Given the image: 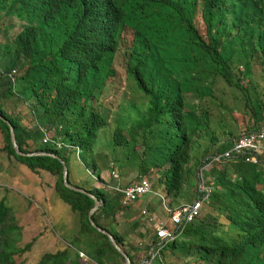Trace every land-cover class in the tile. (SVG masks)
<instances>
[{"label": "trees", "instance_id": "16d2710c", "mask_svg": "<svg viewBox=\"0 0 264 264\" xmlns=\"http://www.w3.org/2000/svg\"><path fill=\"white\" fill-rule=\"evenodd\" d=\"M199 15L202 24L197 25ZM8 17L22 24L1 46L0 113L14 127L23 153L61 157L72 183L68 150L80 149L82 163L102 182L94 156L99 133L108 124L101 99L120 69L147 101L146 111L129 127L117 115L112 136L113 147L138 166L137 181L158 169L163 197L175 211L198 198V171L210 164L203 172L211 191L204 207L210 205L218 215L201 213L173 241L158 247L153 264H264V154L250 162L247 156L213 162L239 139L231 132L212 152L205 149L202 159L194 154L201 132L209 130L206 118L196 113L199 103L215 96L221 80L239 102L240 110H229L250 118L245 133L264 128V100L250 88L256 60L263 58L264 64V0H0V21ZM239 64L244 70L236 69ZM12 99L15 108L20 105L17 113L10 112ZM0 136V153L9 161L14 157L38 177H54L50 191L40 184L46 203L48 195H56L78 215L79 227L70 239L57 241L37 264H124L89 221L94 200L65 187L62 162L18 155L10 127L1 119ZM86 190L100 200L94 222L114 237L131 264H140L135 258L141 253L151 258L159 242L155 225L128 249L113 227L131 205H123L118 190ZM15 219L7 200L0 199V264H18Z\"/></svg>", "mask_w": 264, "mask_h": 264}, {"label": "rangeland", "instance_id": "374dc122", "mask_svg": "<svg viewBox=\"0 0 264 264\" xmlns=\"http://www.w3.org/2000/svg\"><path fill=\"white\" fill-rule=\"evenodd\" d=\"M2 21L3 25L0 28V75L3 74L4 70L1 46L12 40L20 32L22 24L21 20L14 17L5 18ZM2 21H0V24ZM196 24H202L200 15L196 18ZM121 42H123V45L129 43L127 40H121ZM120 58L123 65L122 56ZM263 67V58H258L254 65V81L250 85V88L252 90L255 88L264 100ZM236 69L240 71L244 70V67L242 64H239L236 65ZM114 79H116L115 82L106 89L101 99L103 106L101 110L103 113H107L108 124L100 131L94 152L99 165L98 171L101 172L102 182L98 181L97 177L86 169L76 149L72 148L68 150L72 170L71 182L86 189L95 184L96 187H100L108 193H114L115 188H123L136 182L138 177L141 176L138 166L133 164L132 160H128L126 152L120 147H113L112 145L117 115H120L121 121L126 127H129L133 119L138 114L145 112L147 108V101L138 95L135 91L137 89L134 88L130 80L126 83L125 74L122 70H117ZM243 83L247 85L248 79H245ZM216 87L215 96L206 98L199 103L196 112L197 115H203L206 118L209 129L207 133L201 132L202 137L197 139L198 143L194 154L198 160L202 159L201 157L205 149L209 148L212 152L218 147L219 143L228 138L227 134L229 132L235 136L245 133L246 126L250 122V118L243 116L241 113H233L231 111L237 112L240 110L237 107L239 102L234 99V91L223 80ZM9 104L13 108L12 110L7 109L10 112L17 113L20 110L17 109L20 107L18 103L16 104L17 108H15L13 99L9 101ZM212 137L217 138L218 142L213 143ZM142 149L143 146L141 144L136 146V150L139 152L138 155H140ZM8 161L7 154L0 153V178L4 181V183H0L4 190V192L0 193V199L4 198L7 200V204L12 210V215L16 218L14 224L18 227V230H12L15 231V233H12L13 237H15V234H18L16 246L19 249V253L15 259L18 264H37L43 253L49 252L56 247L57 241L62 240L66 242L70 239L71 235L79 227L78 215L56 195H48V202L46 203L45 200L47 198L44 196V192L40 190V184L45 190L50 191L48 185L52 187L54 177H50L46 173L42 177H38L27 166H21L14 157H11L10 164ZM208 169L210 168L204 169V172L208 171ZM112 172H115L117 175L114 176ZM159 175L160 171L158 169H152L147 175H142L147 177L154 187L152 186L153 188L150 193L138 198L132 204L133 211L134 208H139L137 210L138 215L142 210H148L152 204L159 206L160 197L164 196L163 187L158 182ZM194 182L193 178L191 184L193 185ZM189 190L190 185L187 193ZM208 213H211V216L218 215L217 212L212 211L210 205H206L202 216L204 217ZM140 215L142 217L149 216V214L142 215L141 213ZM149 228L154 230L151 227ZM171 228L173 229L174 225Z\"/></svg>", "mask_w": 264, "mask_h": 264}, {"label": "built area", "instance_id": "2783aa9c", "mask_svg": "<svg viewBox=\"0 0 264 264\" xmlns=\"http://www.w3.org/2000/svg\"><path fill=\"white\" fill-rule=\"evenodd\" d=\"M15 72V71H14ZM48 137H44L43 143H46ZM264 128L255 130L249 133H242L235 141L234 147L225 152L223 155L214 156V161H221L222 159H237L241 156H247L246 161L250 162L254 159H258L259 156L264 154ZM60 147V145H59ZM80 152V149H77ZM210 164L206 165L198 171L199 178V195L192 203L182 205L175 211L170 207L169 202L163 196L160 197V203L163 211L167 214V219L160 220L155 226L156 234L159 238V242L156 246H153L150 250V257L143 259L141 264H153L154 259L158 256L159 246L164 243L167 244L173 241L178 235L183 232L184 227L193 222L199 215H201L205 202L207 201L210 188L206 185L204 180V169L208 168ZM114 176L117 174L112 172ZM152 183L147 177L141 178V180L131 183L125 186L123 189L115 188L123 194V205L128 206L133 204L138 198L147 195L151 192ZM142 215L149 214V210H142ZM155 219V218H154ZM157 219V218H156ZM172 225L174 228L172 229ZM158 249V250H157ZM83 255V254H82Z\"/></svg>", "mask_w": 264, "mask_h": 264}, {"label": "crops", "instance_id": "0c3cea01", "mask_svg": "<svg viewBox=\"0 0 264 264\" xmlns=\"http://www.w3.org/2000/svg\"><path fill=\"white\" fill-rule=\"evenodd\" d=\"M0 143H1V136H0ZM10 178H11V173H10ZM0 183H4V181H2L1 178H0ZM1 190H2V187L0 185V191ZM138 209L134 208V211H133V205L131 204L128 210L118 214L116 225H114L113 227L115 232L118 233V235H120L121 237H123L128 249H131L133 245L134 246L139 245L140 243L139 241L141 240L139 236L140 233L142 234L146 233L147 228L149 227L153 228L154 225L156 226L158 221L167 219V214L165 211H163L162 207L160 206V202H159V206L156 204H152L151 207L148 208V210L150 211L148 217H141L140 213L142 211L139 212V215H138L137 214ZM150 217H151L150 220H152L154 224L152 222L150 223L148 222V219ZM137 225L139 226L137 227ZM135 260L139 261L141 264L143 261V254L142 253L139 254V256L135 258Z\"/></svg>", "mask_w": 264, "mask_h": 264}, {"label": "water", "instance_id": "95a60500", "mask_svg": "<svg viewBox=\"0 0 264 264\" xmlns=\"http://www.w3.org/2000/svg\"><path fill=\"white\" fill-rule=\"evenodd\" d=\"M0 119L5 121L6 123H8V125L10 127V132H11V142H12V145H13V147H14V149L18 155L25 156V157L48 156V157L57 159V160L62 162V164H63V181H64L65 187H67L68 189H70L72 191L82 193V194H86L91 199H93L95 202L94 207L89 211V214H88L89 221H90L92 227L95 228L99 233L105 235L108 238V240L111 243V245L113 246V248L123 257L124 264H131V261H130L128 255L126 254V252L121 247H119L117 245L114 237L109 232L104 231L101 228H99V226L94 222L93 216L99 210L100 200L98 199L97 196L90 193L86 189H83L81 187H77L76 185H73L72 183L69 182V167L67 165V162H65L61 157H59L55 154H50V153H45V152L23 153L20 150V147L18 145L14 127L1 113H0Z\"/></svg>", "mask_w": 264, "mask_h": 264}]
</instances>
